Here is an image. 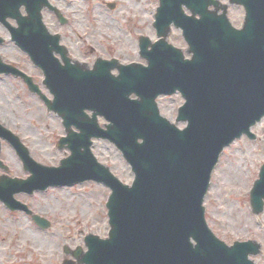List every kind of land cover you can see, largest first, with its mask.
Wrapping results in <instances>:
<instances>
[{
    "label": "water",
    "instance_id": "95a60500",
    "mask_svg": "<svg viewBox=\"0 0 264 264\" xmlns=\"http://www.w3.org/2000/svg\"><path fill=\"white\" fill-rule=\"evenodd\" d=\"M231 3L245 9L241 30L232 27L227 6L217 1L160 0L154 26L161 39L155 44L140 39L147 67L98 60L93 70L80 65L61 67L58 74L48 70L45 83L56 89L68 134L60 148L66 145L71 157L58 169L37 166L17 138L0 126V139L16 146L33 174L27 181L1 178L0 199L17 209L13 197L19 191L87 180L109 187V238L88 236V252L74 254L78 264H254L250 256H257L261 246L255 241L231 247L221 242L209 229L203 207L224 148L243 135L254 138L251 128L264 118V0ZM48 6L54 9L47 0H0V22L37 64L47 58L44 41L56 47L59 40L42 23L41 12ZM22 7L27 16H22ZM8 18L16 20L18 28H12ZM171 26L183 31L191 59L168 44ZM56 49L49 45L50 57ZM115 70L117 75L112 74ZM3 73L34 87L30 78L0 59ZM177 92L186 101L177 118V123H187L184 130L163 118L156 103L159 96ZM86 109L93 111L92 119L85 116ZM98 116L109 122L105 130ZM72 126L81 133L75 134ZM92 138L106 139L121 151L136 177L131 187L97 163L90 150ZM251 207L256 216L264 211V166L251 193ZM35 220L49 228L48 222Z\"/></svg>",
    "mask_w": 264,
    "mask_h": 264
},
{
    "label": "rangeland",
    "instance_id": "374dc122",
    "mask_svg": "<svg viewBox=\"0 0 264 264\" xmlns=\"http://www.w3.org/2000/svg\"><path fill=\"white\" fill-rule=\"evenodd\" d=\"M70 1L76 7L75 10L80 16L77 18L81 22L80 29L76 30L77 35H69L75 41V55L82 57L87 53L89 62L102 57L109 61L117 59L125 65L146 64L139 56L138 38L145 36L152 42L157 40L153 23L155 10L159 6L158 0H93L89 3L82 0ZM218 1L228 3V0ZM51 2L55 4L53 0ZM108 4H116L115 10H110ZM87 6L94 8L89 15L92 16L90 27L84 32L81 17ZM228 11L232 24L241 27L244 18L242 8L232 6ZM46 23L50 27L47 16ZM169 42L186 49L182 34L178 30H173ZM79 50L82 55L78 54ZM0 54L4 62H17L20 68H25L27 64L24 54L8 43ZM6 87L23 88V82L3 76L0 78V88ZM157 102L161 114L175 122L184 99L180 95L161 96ZM99 122L101 125L106 123L102 118ZM43 125L39 121L32 122L33 127L39 126L42 130ZM55 125L58 126V123L46 122V130L40 133L36 131L33 139L35 142L43 139L45 143L44 150H38L37 147L38 151L31 152L33 158L44 165L58 166L62 159L70 155L68 150L57 149L55 139L64 135ZM179 127L184 128L185 125L180 124ZM252 131L257 137L256 140L251 141L244 136L225 149L213 173L204 205L209 226L219 239L228 245L235 241H258L262 245V253L254 258L255 264H264V213L255 217L249 203L250 191L264 164V120ZM93 153L121 182L127 185L133 183L131 168L111 143L95 141ZM1 158L10 167L13 177L28 178L29 174L19 165L16 155L6 145L2 148ZM110 194L111 191L105 186L88 182L72 188H50L32 196L16 195L17 201L28 205L34 214L51 223V228L47 231L39 229L25 213H12L0 202V264H62L66 258V246L71 250L81 247L86 251L85 238L89 234L107 238L110 227L106 204ZM52 236L53 242L50 241ZM44 240L51 242L50 244H58L59 251L42 252L40 245ZM43 257H50L51 263L44 262ZM67 258L75 260L71 256Z\"/></svg>",
    "mask_w": 264,
    "mask_h": 264
},
{
    "label": "flooded vegetation",
    "instance_id": "af4514ba",
    "mask_svg": "<svg viewBox=\"0 0 264 264\" xmlns=\"http://www.w3.org/2000/svg\"><path fill=\"white\" fill-rule=\"evenodd\" d=\"M53 1L55 2V5L61 11H63L65 16L68 17L69 24L67 26H62L51 12L46 11L45 15L47 16V19L50 20L49 23L50 28L53 30L54 33L61 34L62 36L61 43L66 47L67 57L71 60V62L73 64L75 62L83 63L85 64L87 69H91L95 61L91 60L89 62L90 59L87 53L82 55L80 50L78 51V54H81L82 57L75 55L76 53L75 41L71 37H69L70 34L77 35L76 30H79L81 26V22L79 21V18H77L79 15L77 10H75L76 7L72 5L73 3H70V0H53ZM82 1H84L85 3L86 2L89 3L93 0H82ZM89 15H91V11L87 6L85 8V11L82 12V17H81L84 22L82 25V27L84 28V32H87V30L90 27L92 16ZM76 18L77 20L75 21ZM66 29L68 31H66ZM80 39H82V37H80ZM14 48L17 49L15 46ZM55 57L57 58L60 64L65 66L66 60L60 54H56ZM99 58L102 57H97L96 59ZM20 69L21 70L23 69V71L34 80V82L38 85L39 88H28L27 85L22 80L11 76V78H14L15 80L22 81L23 88H0V93H7L4 95L0 94V101H4L3 105L0 104V122L6 124L7 127L11 131H13V133L17 134L31 153V151L33 152L37 149L44 150L45 143H43V139L41 142L40 141L35 142L33 139H35L36 131L40 133L44 129L46 130L45 127L46 122L58 123V126L55 125V127L59 131H63V135L66 133V130L63 125V119L61 118V116L57 112L54 113L50 112L48 109L49 106L47 103L51 104L52 101L54 100V96L51 94L50 90L44 86V82H43L44 76L42 70L36 68L31 63L29 58H27V64L25 68H20ZM34 121L35 122L39 121L40 123L44 124L43 130L42 127L39 126L33 127L32 122ZM57 129L55 131H57ZM61 137L62 136H58V138L55 139V142L58 143ZM11 147L12 146H10V148ZM11 149L15 153L13 147ZM9 175H10V167H9Z\"/></svg>",
    "mask_w": 264,
    "mask_h": 264
},
{
    "label": "bare ground",
    "instance_id": "6f19581e",
    "mask_svg": "<svg viewBox=\"0 0 264 264\" xmlns=\"http://www.w3.org/2000/svg\"><path fill=\"white\" fill-rule=\"evenodd\" d=\"M6 88H10V87H6ZM0 104L3 105L4 104V101H0ZM63 192L64 191H62V194H63ZM26 233H27V231H26ZM25 236L26 235L24 234L23 237L25 238ZM53 239H54V237L52 236L50 238V241L53 242ZM42 243L43 244L40 245V248H42L41 249L42 252H45V253H54V252H58L59 251L58 244H55V243L50 244L49 242H47L45 240ZM43 258H45L44 259V262L51 263V261H50L51 258L50 257H43Z\"/></svg>",
    "mask_w": 264,
    "mask_h": 264
}]
</instances>
